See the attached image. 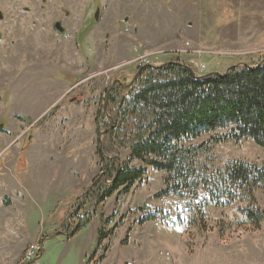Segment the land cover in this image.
<instances>
[{
  "label": "rangeland",
  "instance_id": "374dc122",
  "mask_svg": "<svg viewBox=\"0 0 264 264\" xmlns=\"http://www.w3.org/2000/svg\"><path fill=\"white\" fill-rule=\"evenodd\" d=\"M37 2L55 13L47 20L48 12H40L43 21L64 27V33L51 30L52 43L30 26L32 11L18 9V0H0V58L13 66L0 71L6 84L0 96L9 99L0 102V123L8 127L0 132V264H27L35 246L39 264H264V222L248 221L241 210L247 202L209 206L202 222L191 224L201 218L197 209L192 213L176 196L155 198L164 173L140 161L134 164L147 174L130 193L110 197L71 238L50 237L101 169L96 117L107 111V87L115 80L133 83L147 64L179 60L207 74L258 61L264 56V0ZM29 115L36 116L34 127L25 121ZM227 131L187 142L202 152L198 159L209 173L231 160L264 165V147L251 139L229 140ZM117 147L127 160L130 150ZM255 202L264 211V188ZM87 209L85 204L79 213ZM154 212L155 220L140 222ZM101 225L116 228L98 248Z\"/></svg>",
  "mask_w": 264,
  "mask_h": 264
},
{
  "label": "trees",
  "instance_id": "16d2710c",
  "mask_svg": "<svg viewBox=\"0 0 264 264\" xmlns=\"http://www.w3.org/2000/svg\"><path fill=\"white\" fill-rule=\"evenodd\" d=\"M110 86L103 100L107 111L103 109L96 117L101 169L61 226L66 234L73 231L66 237L85 228L110 197L116 195L118 200L145 177L146 169L134 161L164 173V187L155 198L176 196L187 201L192 213L197 209L201 218L192 219L191 224H200L209 206L227 207L238 201L248 203L241 210L250 223L259 226L264 222V211L255 202L256 191L264 188V165L231 160L209 173L199 162V148L187 145L226 129L229 140L251 139L264 147V56L256 62L232 65L224 73L196 74L179 60L147 64L139 68L129 86L123 82L112 90ZM117 144L130 150L127 160L120 159ZM85 204L92 209L81 215ZM156 218L155 212L148 213L140 222ZM115 228L107 231L101 225L98 248ZM103 248L99 261L106 257L107 246Z\"/></svg>",
  "mask_w": 264,
  "mask_h": 264
},
{
  "label": "flooded vegetation",
  "instance_id": "af4514ba",
  "mask_svg": "<svg viewBox=\"0 0 264 264\" xmlns=\"http://www.w3.org/2000/svg\"><path fill=\"white\" fill-rule=\"evenodd\" d=\"M13 1H15V0H13ZM38 0H28V2L27 3H23V4H21V2H22V0H18V3H17V7H18V9L19 8H22L23 10H25V11H32L33 13H32V17H31V23H30V26L31 27H33V28H36V29H39L40 30V32L42 33V36H39V38L40 39H42V40H46V41H48V42H51L52 43V41H51V39L49 38V35H50V32H51V30L52 29H56L57 31H59L60 33H64V27H63V25L60 23V21H54V23H52V25H51V23H49V22H46V21H43L42 19L44 18V16L42 15V14H40V12H42V11H46V12H48L47 14H46V19L47 20H51V19H53L54 18V15H55V13L52 11L51 12V10H49L47 7L49 6V5H45V3H41V4H39L38 2H37ZM32 2V3H31ZM45 6V7H44ZM99 14H100V9L99 8H97L96 9V13H95V17H94V19L95 20H97L98 19V16H99ZM5 18V13H4V11H3V9H1L0 10V20H3ZM43 23H44V25H43ZM17 33V32H16ZM80 35H81V39L83 38V34L82 33H79ZM3 35H2V33L0 32V48L2 47V46H4L3 45ZM0 57H1V53H0ZM7 66V67H6ZM6 68H13V66L11 65V63L10 64H8V65H6L5 63H4V61H3V59H1L0 58V71L1 70H4V69H6ZM50 68H51V66H50ZM137 72V76L136 75H134L135 77H133L134 79H137V77H138V74H139V70H137L136 71ZM0 78H1V76H0ZM12 78V77H11ZM10 78V79H11ZM132 78V79H133ZM131 79V80H132ZM133 79V80H134ZM1 81V80H0ZM121 81H118L117 80V82L116 83H112L111 84V86H110V90H112V89H114V87H115V85L117 84V83H120ZM127 86V85H126ZM108 88V87H107ZM2 89H5L6 90V84L4 83V82H0V91L2 90ZM12 90L13 89H9V91L10 92H12ZM9 91H7V93H9ZM8 98H2L1 96H0V102H5V104L6 103H8ZM71 100H73V99H71ZM16 117H17V119L18 120H20L22 117H21V115H16ZM1 120V119H0ZM21 121H23V120H21ZM25 121H27V122H29L28 124H32L33 125V127L35 126V124H36V122L37 121H35L34 120V118H32V117H29V116H25ZM25 121H23V122H25ZM1 122H2V120H1ZM1 124H5L4 122L3 123H0V127H1ZM33 127H31L30 128V130L33 128ZM7 130H8V127L6 126V124L2 127V128H0V132H7ZM30 130H27V132H26V134L30 131ZM25 134V135H26ZM9 136V135H8ZM21 152V151H20ZM22 153V152H21ZM21 153L19 154L20 156H21Z\"/></svg>",
  "mask_w": 264,
  "mask_h": 264
},
{
  "label": "built area",
  "instance_id": "2783aa9c",
  "mask_svg": "<svg viewBox=\"0 0 264 264\" xmlns=\"http://www.w3.org/2000/svg\"><path fill=\"white\" fill-rule=\"evenodd\" d=\"M41 256V249L38 246L30 249L26 254V261L30 264H39V258Z\"/></svg>",
  "mask_w": 264,
  "mask_h": 264
},
{
  "label": "water",
  "instance_id": "95a60500",
  "mask_svg": "<svg viewBox=\"0 0 264 264\" xmlns=\"http://www.w3.org/2000/svg\"><path fill=\"white\" fill-rule=\"evenodd\" d=\"M192 72L195 73L193 70H192ZM136 76H137V75H136ZM116 82H117V80L114 81V83H116ZM127 86H129V85H127ZM107 131H108V130H105V131L101 132V135L105 134ZM101 139H102V138H101ZM80 198H81V197H80ZM68 218H69V217H68ZM72 233H73V231H72L70 234H66L65 232H63V231L60 230V231L54 233L53 235H51V237H56V236H58V235H60V234H63V235L68 236V235H71ZM27 264H30V263H27Z\"/></svg>",
  "mask_w": 264,
  "mask_h": 264
},
{
  "label": "crops",
  "instance_id": "0c3cea01",
  "mask_svg": "<svg viewBox=\"0 0 264 264\" xmlns=\"http://www.w3.org/2000/svg\"><path fill=\"white\" fill-rule=\"evenodd\" d=\"M29 117L35 118L36 116H34V115H29ZM46 152H47V151H45V150H44V151H41V152H40L41 156H45ZM25 155H26V157H27V154H26V153H25ZM36 163H37V162H36Z\"/></svg>",
  "mask_w": 264,
  "mask_h": 264
}]
</instances>
